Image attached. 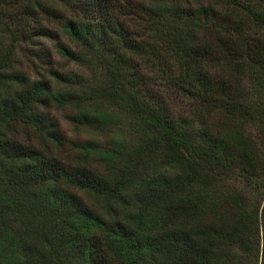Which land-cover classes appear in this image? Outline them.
<instances>
[{
    "label": "trees",
    "instance_id": "16d2710c",
    "mask_svg": "<svg viewBox=\"0 0 264 264\" xmlns=\"http://www.w3.org/2000/svg\"><path fill=\"white\" fill-rule=\"evenodd\" d=\"M63 1L79 16L60 22L75 47L56 41L57 52L95 59L101 74L90 82L49 67L30 79L0 51V264H264V142L244 127L264 122V36L247 28L264 25V0H150L138 38L115 0ZM146 65L202 119L176 114ZM244 77L247 93L232 91ZM89 98L99 102L91 111ZM49 103L73 105V124L107 130L119 112L135 138L102 149L72 140L78 157L63 162L9 133L21 121L59 144ZM92 154L100 168L86 162ZM249 184L255 196L242 191Z\"/></svg>",
    "mask_w": 264,
    "mask_h": 264
},
{
    "label": "rangeland",
    "instance_id": "374dc122",
    "mask_svg": "<svg viewBox=\"0 0 264 264\" xmlns=\"http://www.w3.org/2000/svg\"><path fill=\"white\" fill-rule=\"evenodd\" d=\"M148 1L150 2V0H115L117 6L114 9V14L134 38L145 36V7L149 4ZM179 2L191 5L202 3L204 0H179ZM78 16V10L63 0H0V51L10 54V68L24 73L30 79L48 78L47 69L54 67L62 71H78L83 74L86 80L96 81L101 74V67L95 68L96 62L99 64L97 60L92 59L93 62L89 66L80 65L60 55L54 46L56 41H60L69 47H75L61 29L60 22L65 17L76 18ZM247 28L251 34L264 36V25L250 21L247 23ZM142 70L148 85L167 100L168 105L176 114L193 117L194 120L195 118L202 119L199 111L195 110L196 105L176 92L161 72L156 69L151 70L147 65L143 66ZM236 82V85H231L232 91L247 93L248 81L246 77L241 82L238 80ZM50 83L51 87L55 88L56 83L53 80ZM261 88L264 89V87ZM255 92V88L250 87L248 94L253 97ZM96 99L84 100L83 105L91 111L99 103H96ZM42 110L46 119L56 122L63 137L59 144L52 140H45L36 130L21 121L12 122L9 126V133L23 143L48 151L63 162L78 157L75 148L70 143L72 140H92L99 146V149H102L110 143L111 138H115L127 147L130 139L135 138L133 134L135 132L134 122L131 125V119L127 116H120L119 112L118 123L116 122L111 130H107L90 125L73 124L66 117V114L74 110L73 105L56 106L49 103L42 106ZM113 112H116L115 109ZM244 127L250 138L256 141L255 143L264 142V122H253L248 119L245 121ZM96 159V154H92L86 162L100 168ZM241 184L242 182L238 183V185ZM251 187L249 184L241 188L247 196H255L257 192H253ZM80 194L84 195V193ZM87 200L89 201V199Z\"/></svg>",
    "mask_w": 264,
    "mask_h": 264
}]
</instances>
